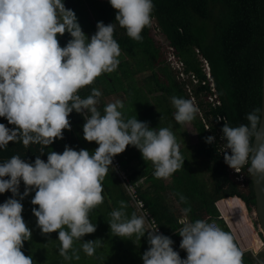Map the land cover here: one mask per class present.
Here are the masks:
<instances>
[{
  "label": "clouds",
  "instance_id": "clouds-1",
  "mask_svg": "<svg viewBox=\"0 0 264 264\" xmlns=\"http://www.w3.org/2000/svg\"><path fill=\"white\" fill-rule=\"evenodd\" d=\"M108 3L126 35L140 40L142 29L151 22L153 0ZM114 27L112 22L97 21L88 36L64 0H0V117L12 126L0 123V149L17 140L24 146L52 144L62 138V130L70 129L73 111L83 118V139L97 145L90 152L65 144L61 152H47L46 159L38 154L29 162L12 155L0 162V194H11L0 202V264H33L31 255L22 251L31 237L21 215L29 193L35 226L45 236L56 232L60 256L69 259L74 240L92 256L100 239L83 237L96 229L89 212L103 200L101 181L114 156L134 146L143 161L152 163L156 178H168L183 164L169 127H150L136 115L125 119L120 99L103 105L101 113L97 108L101 92L95 87L89 95H79L97 76L117 68L120 47L113 38ZM64 33L70 38L61 46L58 37ZM170 102L178 124L191 122L198 113L191 99L174 95ZM245 120L235 126L222 124L223 161L236 172L247 165L248 174L264 180V105L245 113ZM204 140L212 143L214 137ZM119 204L108 214L109 230L122 239L144 237L142 264H242L232 235L212 222L181 220L175 232L181 237L182 258L174 241L153 226L147 213L126 214L125 202Z\"/></svg>",
  "mask_w": 264,
  "mask_h": 264
},
{
  "label": "trees",
  "instance_id": "trees-1",
  "mask_svg": "<svg viewBox=\"0 0 264 264\" xmlns=\"http://www.w3.org/2000/svg\"><path fill=\"white\" fill-rule=\"evenodd\" d=\"M64 3L65 7L75 12L82 31L88 36L95 32L97 21L105 24L112 22L115 26L113 38L120 47L117 68L110 73L100 74L91 84L79 90L81 97L89 95L93 87L101 92L97 104L101 113L106 104L104 96H118L122 93L125 101H122L121 111L125 119L136 115L138 120L147 121L150 127H169L173 131L181 124L173 118L175 109L170 97H195L198 113L191 124L197 132L198 145L188 146L181 151L184 161L170 175L171 183H165L166 178L154 177L152 163L143 161L139 150L134 146H126L123 152L116 155L129 181L136 185L138 194L165 235L179 244L180 236L175 231L181 227L179 218L185 214L182 211L184 208L189 209L186 213L188 220L205 219L204 213L218 217L215 201L238 196L249 209H255L251 175L247 172L245 187L232 179L230 168L223 161V141L220 136L224 122L232 126L246 123L245 113L261 104L264 0H153L151 18H155L158 24V36L162 38V42L153 32L151 24L142 29L140 40L128 37L124 28L115 20V10L108 1L64 0ZM69 38L67 33L59 36L60 45L63 46ZM161 43L174 49L175 54L184 62L185 73H195L202 81L206 76L196 49L200 51L210 64L221 101L219 106L213 107L206 100L210 91L206 85H194L188 81L192 93L190 95L187 83L178 81L175 72L162 58ZM146 72L149 75L139 85L137 76ZM219 118H225V121H220ZM203 120L208 123L209 129H206ZM69 122L80 139L65 134L66 144L91 152L97 145L83 139L81 125L84 121L81 115L73 111L69 114ZM0 123L12 127L2 117ZM208 135H213L212 143H205L204 137ZM52 146L53 149L49 145L31 143L24 146L19 140L9 142L4 149H0V162L12 155H18L29 162L38 154L41 159H46L47 152H61L64 147L55 140ZM101 184L103 200L89 212V218L95 223L96 229L83 237L85 240L100 239V244L93 256H87L80 249V241L74 240L73 248L68 250L71 251L68 253L71 261L68 264H72L76 257L84 260L83 264H110V261L111 264L114 261L120 264H142L140 253L147 247L144 237L140 241L131 237L126 243L125 239L113 236L107 224L111 208L120 207L121 200L127 205L126 214L137 213L112 166H109ZM20 187L23 189L22 183ZM10 195L7 191L0 194V202ZM27 197L31 198L30 194ZM181 197L184 199L181 200ZM32 207V204H23L22 211L32 212ZM22 217L24 218L23 215ZM52 234L53 239L41 235V238H37L39 240L36 241L35 236L31 241L33 249H30V255L35 257L38 264L39 260H47L50 264H59L64 260L57 251L56 258L49 254L50 248L59 247V241L55 239L56 232ZM40 244H43V248H39ZM184 256L183 254L182 258ZM241 260L242 264H260L251 255L250 258L241 257Z\"/></svg>",
  "mask_w": 264,
  "mask_h": 264
},
{
  "label": "crops",
  "instance_id": "crops-1",
  "mask_svg": "<svg viewBox=\"0 0 264 264\" xmlns=\"http://www.w3.org/2000/svg\"><path fill=\"white\" fill-rule=\"evenodd\" d=\"M20 190L22 191V188ZM22 203L24 204V201H22ZM25 203L31 204L29 197L25 198ZM214 205L215 212H217L219 216L212 217L211 215L204 213V220H215L219 223L224 231L229 232L233 237L234 243L241 251L242 257L250 258L251 255L258 262H260V264H264V246L261 245V243L264 242V237L259 236V234H257V236L253 234L254 225L250 217L251 211L255 209H249L245 202L238 196H229L219 199L215 201ZM27 207L29 206L27 205ZM25 216L27 217V214L24 215L23 220L25 221L26 226L31 230V237L28 241H25L23 243L22 251L25 255H30V249H33L31 241L34 240V237L37 235H39L38 237L41 238L40 236L42 234L40 233L39 228L35 226V217L33 216L32 212L29 218H25ZM184 217L188 218L186 214H183L179 219ZM52 235V233L48 234L47 239H53ZM180 239L181 237H179V241ZM47 247L49 248V246ZM57 249L58 247L50 248V256H55L56 258V256L58 255L55 254L56 251L58 252ZM41 253H44V251H42ZM183 254L185 255L184 251ZM63 262L65 261L62 260V262H60L59 264H63ZM35 263L36 261L33 260V264Z\"/></svg>",
  "mask_w": 264,
  "mask_h": 264
},
{
  "label": "built area",
  "instance_id": "built-area-1",
  "mask_svg": "<svg viewBox=\"0 0 264 264\" xmlns=\"http://www.w3.org/2000/svg\"><path fill=\"white\" fill-rule=\"evenodd\" d=\"M150 24H151V27H152L155 35L157 37H159L158 36L159 27H158V24H157L155 18H151ZM158 40L162 42V38H160ZM167 49L169 50V53H170L169 58L167 59V62L170 65V67L173 69V71H175V73L177 75V79L181 82H186V83L189 81L190 83H192L194 85H206V86H208L210 91H209V94L206 96V100L209 103H211V105L213 107L219 106L221 104V101L218 97L215 82H214V79H213L212 74H211L210 64H209L208 60L201 55L200 51L198 49H196V54H197V57L201 63L202 71H203L204 75L206 76V79H204L202 81L197 77V75L195 73H185L184 62L180 59V57H178L175 54L174 49L172 47L167 45ZM188 84L189 83H187V85H186L189 88L188 92L190 93V95H192L190 86ZM192 98L195 99L194 96H192ZM219 120L225 121V118H219ZM203 122L205 123L206 129H209L208 123L205 120H203ZM112 166H113L112 167L113 170L118 175L119 180L122 183L126 194L130 198V204L136 209L137 213L138 214L147 213L148 214L147 218L150 219V222L153 224V226H157L159 232L165 234L164 231L162 230V228L157 224L155 218L151 215V213L147 209L145 201L138 194V191L136 189V185L132 184L129 181L128 175L123 170L122 165L120 164V162L116 156H114V158H113ZM244 167H245V169H244ZM244 167H242L239 172H236L230 168V173H231L232 179L235 182H237L241 187H245L246 179H247V165H245ZM182 219L188 220V218H186V217L181 218L179 220L180 224H181ZM207 221L216 224L217 226H219L222 229V227L219 225V223L217 221L210 220V219H208ZM261 245L264 246V242H262ZM172 246H173L174 250H177L179 252V255L182 257L183 251L181 249H179V247H178L179 244L174 242Z\"/></svg>",
  "mask_w": 264,
  "mask_h": 264
},
{
  "label": "rangeland",
  "instance_id": "rangeland-1",
  "mask_svg": "<svg viewBox=\"0 0 264 264\" xmlns=\"http://www.w3.org/2000/svg\"><path fill=\"white\" fill-rule=\"evenodd\" d=\"M103 1H108V0H103ZM158 39H160L161 37H157ZM162 44V43H161ZM169 50L167 49V45L166 44H162V47H161V55H162V58L164 59V61H165V63L167 64V65H169L168 64V62H167V59L169 58ZM169 68H171L170 67V65H169ZM172 69V68H171ZM173 70V69H172ZM175 72V71H174ZM176 74V73H175ZM149 75V72H146L145 74H140V75H138L137 76V80H138V84L139 85H142L143 84V80H144V78L145 77H147ZM160 77L162 78V76L160 75ZM179 81V80H178ZM101 89V88H100ZM120 96V97H119ZM116 99H120L121 101H125V96H124V94H122V93H120V95H118V96H116L115 94L113 95V96H104V98H103V101L105 102V103H108V102H114ZM189 99H191L192 100V102L194 103V105H195V103H196V100L195 99H193L192 97H190ZM71 125V124H70ZM62 132H63V136H62V138L61 139H55V141L56 142H58V143H60L61 145H65L66 144V142L64 141V135L65 134H70L71 136H75V137H78L79 139H80V136H79V134H77V132L75 131V129L73 128V126L71 125V127H70V129H68V130H62ZM173 133H174V135H175V137H176V140H177V143H178V145H179V151L181 152V151H183V150H186V148L188 147V146H196V145H198V139H197V132L195 131V129L193 128V125L191 124V122H188V123H184V124H181L180 126H179V128L178 129H175V130H173ZM50 147H51V149H53V146H52V144H50L49 145ZM54 151V150H53ZM171 181H172V179L170 178V176L168 177V178H166V180H165V183H167V184H169V183H171ZM20 189H21V187H20ZM22 191H23V189H22ZM30 194V196L32 195L31 193H29ZM26 198V197H25ZM24 198V199H25ZM24 204L26 205V203H25V201H24ZM110 205H112V203H111V201H110ZM34 207V206H33ZM25 208V207H24ZM113 208H111V210H112ZM30 211L29 210H23L22 211V214L21 215H23L24 216V214H27V216H30ZM250 217H251V219H252V222H253V225H254V232H253V234L255 235V236H257V234H259V236H261V237H264V235H263V233H262V231H261V228H260V226H259V222H258V218H257V214H256V210H253V211H251V214H250ZM250 224V223H249ZM38 236L39 235H37L36 237H35V240L37 241V240H39V239H37L38 238ZM127 239H125V242L127 243V241H126ZM42 245L43 244H40V246H39V248L41 247V248H43L42 247ZM40 252H42V250L40 249L39 250ZM71 251H68V253H70ZM38 254H40V253H38ZM82 255H84V254H82ZM31 257L32 258H34L33 260H35V257L33 256V255H31ZM52 258V257H51ZM71 260V259H70ZM36 261V260H35ZM45 261V260H44ZM44 261H42V260H39V264H42V262H44ZM47 261V260H46ZM51 261V260H50ZM65 262H68V263H70L71 261H69V260H64ZM73 262H72V264H83V262H85L84 260H81V258H74L73 260H72ZM113 262V261H112ZM114 264H120V263H118L117 261H114L113 262ZM35 264H38L37 263V261H36V263ZM45 264H50V263H45ZM67 264V263H66ZM110 264H111V261H110Z\"/></svg>",
  "mask_w": 264,
  "mask_h": 264
},
{
  "label": "water",
  "instance_id": "water-1",
  "mask_svg": "<svg viewBox=\"0 0 264 264\" xmlns=\"http://www.w3.org/2000/svg\"><path fill=\"white\" fill-rule=\"evenodd\" d=\"M261 104L264 105V59H263ZM251 181L255 196V210H256L259 226L264 235V180H258L257 177L251 176Z\"/></svg>",
  "mask_w": 264,
  "mask_h": 264
}]
</instances>
